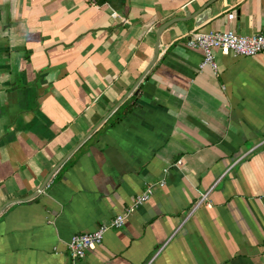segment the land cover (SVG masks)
<instances>
[{"label":"crops","instance_id":"obj_1","mask_svg":"<svg viewBox=\"0 0 264 264\" xmlns=\"http://www.w3.org/2000/svg\"><path fill=\"white\" fill-rule=\"evenodd\" d=\"M98 4L0 0V264H264V53L214 73L186 45L264 33V0Z\"/></svg>","mask_w":264,"mask_h":264},{"label":"built area","instance_id":"obj_2","mask_svg":"<svg viewBox=\"0 0 264 264\" xmlns=\"http://www.w3.org/2000/svg\"><path fill=\"white\" fill-rule=\"evenodd\" d=\"M87 5L97 8L98 0H83ZM229 14L228 19L232 18ZM189 48L201 50L203 57L199 64V70L209 67L214 73L218 71V64L215 60V53L221 56L232 57H253L264 53V33L252 35H239L233 32L210 31L191 34L186 42ZM178 162L177 164H179ZM164 181L149 184L145 190L135 197L131 205L123 214L115 216L107 223H101L97 229L91 233H81L73 235L65 244L66 255L71 262L81 260L86 253L98 247L103 240L104 235L111 229L121 228L128 216L136 211L137 208L150 200L156 187L163 188ZM209 191L199 193L198 199L192 209L194 212L201 206L211 208L209 200ZM191 212V213H192Z\"/></svg>","mask_w":264,"mask_h":264},{"label":"water","instance_id":"obj_3","mask_svg":"<svg viewBox=\"0 0 264 264\" xmlns=\"http://www.w3.org/2000/svg\"><path fill=\"white\" fill-rule=\"evenodd\" d=\"M175 22H177V20H174V21H171V22H168V23H166V24H164V25H162L159 29H158V31H157V33H156V43H155V49H154V56H153V59H152V62H151V65L155 62V60H156V58H157V55H158V52H159V36H160V34L163 32V30H165L167 27H169V25H171L172 23H175ZM150 65V66H151ZM149 66V67H150ZM149 67H148V69H149ZM147 69V70H148ZM145 74V73H144ZM144 74L141 76V79H142V77L144 76ZM140 79V80H141ZM42 190V189H41ZM40 190V191H41Z\"/></svg>","mask_w":264,"mask_h":264}]
</instances>
